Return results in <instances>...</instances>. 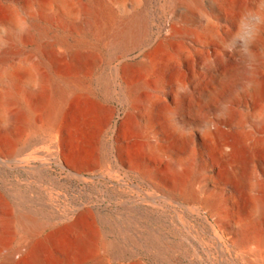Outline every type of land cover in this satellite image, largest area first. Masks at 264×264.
I'll return each mask as SVG.
<instances>
[{
	"label": "rangeland",
	"instance_id": "rangeland-1",
	"mask_svg": "<svg viewBox=\"0 0 264 264\" xmlns=\"http://www.w3.org/2000/svg\"><path fill=\"white\" fill-rule=\"evenodd\" d=\"M27 59L0 262L264 264V0H0V69Z\"/></svg>",
	"mask_w": 264,
	"mask_h": 264
},
{
	"label": "bare ground",
	"instance_id": "bare-ground-1",
	"mask_svg": "<svg viewBox=\"0 0 264 264\" xmlns=\"http://www.w3.org/2000/svg\"><path fill=\"white\" fill-rule=\"evenodd\" d=\"M117 34L123 36V37H127L129 36L130 32L128 30H119L117 32ZM27 34L26 32L23 31V33L21 34V37L22 38H26ZM163 50V48L158 45L156 46L153 51H156V52H161ZM33 72H36V68L31 64H29V60L27 59L26 61H19L15 68L13 67L12 69L10 68H7V67H3L0 69V76H3V77H11L12 75H14L15 73H19L21 75H25L27 77H31V73ZM29 89V93L31 95L30 98H33V97H36V95L38 94V89H34V87H28ZM57 108V105L56 103L54 104H51L50 106V115L54 113L55 109ZM165 112L168 113V109L165 108L164 109ZM7 113L3 112L0 110V134H7L9 131H10V126L5 123L6 122V115ZM168 121H169V118H168ZM221 147V146H220ZM167 167L170 171H173L175 169V163L172 162V161H168V164H167ZM19 227L21 228H28V225L27 224H24L22 223L21 221H19L17 224H14L13 228L15 230H17ZM1 231H2V227L0 225V234H1ZM8 261V257H5L3 258V260L0 262V264H6ZM255 264H260V261L257 260L255 262Z\"/></svg>",
	"mask_w": 264,
	"mask_h": 264
}]
</instances>
